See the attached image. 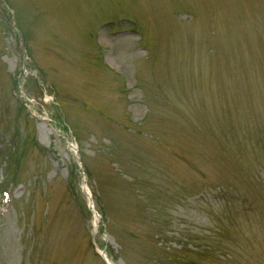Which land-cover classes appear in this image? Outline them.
<instances>
[{
	"label": "rangeland",
	"instance_id": "rangeland-1",
	"mask_svg": "<svg viewBox=\"0 0 264 264\" xmlns=\"http://www.w3.org/2000/svg\"><path fill=\"white\" fill-rule=\"evenodd\" d=\"M0 264H264V0H0Z\"/></svg>",
	"mask_w": 264,
	"mask_h": 264
}]
</instances>
